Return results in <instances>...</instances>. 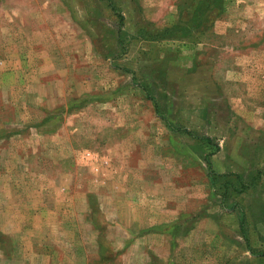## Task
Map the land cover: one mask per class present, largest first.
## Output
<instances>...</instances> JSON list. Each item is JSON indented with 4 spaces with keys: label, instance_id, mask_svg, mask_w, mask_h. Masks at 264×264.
I'll list each match as a JSON object with an SVG mask.
<instances>
[{
    "label": "rangeland",
    "instance_id": "rangeland-1",
    "mask_svg": "<svg viewBox=\"0 0 264 264\" xmlns=\"http://www.w3.org/2000/svg\"><path fill=\"white\" fill-rule=\"evenodd\" d=\"M206 2L0 0V264H264V0Z\"/></svg>",
    "mask_w": 264,
    "mask_h": 264
},
{
    "label": "trees",
    "instance_id": "trees-1",
    "mask_svg": "<svg viewBox=\"0 0 264 264\" xmlns=\"http://www.w3.org/2000/svg\"><path fill=\"white\" fill-rule=\"evenodd\" d=\"M212 1L213 0H207V2H206V4H202V5H200V7L198 8V10H197V13L194 15V17L196 18V20L197 21H199L201 18H203L204 17V12L206 11V9H207V7L209 8L210 6H211V3H212ZM200 24L198 23V24H196L195 26H194V28H196L197 26H199ZM185 30V29H187L186 27H184V26H182V25H175L174 27H171V28H165L164 30H163V32L161 33V34H159V35H161V36H167V35H169L170 33H171V35L174 33V31H179V30ZM205 139H208V140H211V138H209V137H206ZM209 156H206V158H208ZM212 174H213V176H214V180H216V182L219 184L220 182L222 183V186H221V188H222V198H223V201L226 203L227 202V200L230 198V183H231V180L228 178V176L227 175H225V174H220V173H218V172H215V171H212ZM222 178H224L225 180H222ZM242 183V187L243 188H241V189H237V191H239V192H241L245 187H246V185L245 184H243V182H241ZM235 205H236V202H235ZM239 210H240V213H241V219H242V223H241V225H242V228L243 229H245V222H244V209H243V207H240L239 208Z\"/></svg>",
    "mask_w": 264,
    "mask_h": 264
}]
</instances>
